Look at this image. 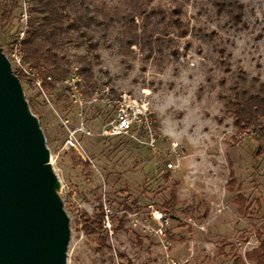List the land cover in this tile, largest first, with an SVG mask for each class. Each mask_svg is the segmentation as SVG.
Returning <instances> with one entry per match:
<instances>
[{
	"label": "rangeland",
	"instance_id": "obj_1",
	"mask_svg": "<svg viewBox=\"0 0 264 264\" xmlns=\"http://www.w3.org/2000/svg\"><path fill=\"white\" fill-rule=\"evenodd\" d=\"M214 1L88 0L108 20L88 29L95 49L70 28L56 48L66 78L47 65V86L20 80L69 218L65 264H232L260 245L257 231L264 239V126L241 128L232 113L236 81L264 86V0H229L240 20ZM22 11L21 0H0L9 58ZM121 95L147 105L153 137L106 134Z\"/></svg>",
	"mask_w": 264,
	"mask_h": 264
},
{
	"label": "water",
	"instance_id": "obj_2",
	"mask_svg": "<svg viewBox=\"0 0 264 264\" xmlns=\"http://www.w3.org/2000/svg\"><path fill=\"white\" fill-rule=\"evenodd\" d=\"M19 78L0 49V264H65L69 218Z\"/></svg>",
	"mask_w": 264,
	"mask_h": 264
},
{
	"label": "trees",
	"instance_id": "obj_3",
	"mask_svg": "<svg viewBox=\"0 0 264 264\" xmlns=\"http://www.w3.org/2000/svg\"><path fill=\"white\" fill-rule=\"evenodd\" d=\"M31 4L30 18L28 27L23 40L24 58L28 65L35 71H40L43 78L42 87L47 86L48 76L54 75L52 70L47 68V65L53 66L58 72V77L66 78L69 73L68 69H62L60 64L62 57L57 52L58 36L66 30L72 28L79 30L81 35L90 42L91 48L95 49L96 43L93 42V36L88 32L92 25H107L106 13L99 15L96 10H93L88 0H29ZM142 4V5H141ZM214 4L219 12H224L232 19L240 20L242 14V5L235 1L215 0ZM139 10L145 12V6L140 3ZM10 12H3L2 16L5 19L11 17ZM32 14H34L32 16ZM127 20H134V15L131 13L126 17ZM172 23L181 27L178 19H172ZM129 44L134 41L126 38ZM61 58V59H60ZM43 69V70H42ZM87 70L84 67L82 72ZM65 71V73H64ZM19 80L29 78L25 73L20 72L16 75ZM61 78V77H59ZM241 85L238 81L233 86L234 99L232 101V113L235 118V124L241 128L264 126V86L255 89L252 85ZM88 164V163H87ZM230 178L226 183V189L229 192H234L238 187L235 178L233 166L230 165ZM240 188V186L238 187ZM173 203L177 202L176 192L172 194ZM234 202L238 207L239 213H244L248 210L247 198L242 193L235 195ZM260 245L245 256L236 255L232 264H264V239L261 233L257 231Z\"/></svg>",
	"mask_w": 264,
	"mask_h": 264
},
{
	"label": "built area",
	"instance_id": "obj_4",
	"mask_svg": "<svg viewBox=\"0 0 264 264\" xmlns=\"http://www.w3.org/2000/svg\"><path fill=\"white\" fill-rule=\"evenodd\" d=\"M21 2L23 4V11L21 13L23 26H21V29L12 40L10 53L11 60L6 54L5 55L8 58L10 65H12L11 61H13L17 68L20 69V72L25 73L28 77L35 78V82L42 88L43 78L36 75L35 70L28 65L24 58L23 40L25 38V33L28 27V18L30 15L28 10L29 0H21ZM50 78L51 76H48V79ZM136 129H140L142 133L149 136H154L152 119L148 107L143 103L132 104L131 99H128L125 95H121L117 100L116 116L113 121L107 124L105 132L107 135H122ZM167 166L170 168L173 167L172 162H168ZM164 220L167 221L166 218ZM135 221V224H137V220Z\"/></svg>",
	"mask_w": 264,
	"mask_h": 264
}]
</instances>
